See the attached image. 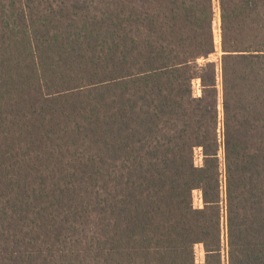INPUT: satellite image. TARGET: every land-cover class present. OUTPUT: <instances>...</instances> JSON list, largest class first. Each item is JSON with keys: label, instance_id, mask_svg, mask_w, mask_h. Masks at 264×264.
<instances>
[{"label": "trees", "instance_id": "1", "mask_svg": "<svg viewBox=\"0 0 264 264\" xmlns=\"http://www.w3.org/2000/svg\"><path fill=\"white\" fill-rule=\"evenodd\" d=\"M213 17L0 0V264H264V0Z\"/></svg>", "mask_w": 264, "mask_h": 264}, {"label": "rangeland", "instance_id": "2", "mask_svg": "<svg viewBox=\"0 0 264 264\" xmlns=\"http://www.w3.org/2000/svg\"><path fill=\"white\" fill-rule=\"evenodd\" d=\"M212 4H213V10H214V17H213V22H212V31H213V36H214V40H215V52L208 57V61H212V62L219 64L220 57L222 54L221 53V47H220L221 37H220L219 0H212ZM218 80H219V85H218L219 106H218V110H219V120H220L221 116H222V108H221V104H220L221 103L220 78ZM194 93H195V95L200 94V88H199L198 80L194 82ZM220 128H221V124H219V129ZM195 153H196V164H199L200 163L199 151H196ZM192 202H193L194 207H201V199H200V195L197 191H194L192 194ZM195 254H196V260L198 262L202 261L203 252H202V248L200 245L195 247Z\"/></svg>", "mask_w": 264, "mask_h": 264}]
</instances>
